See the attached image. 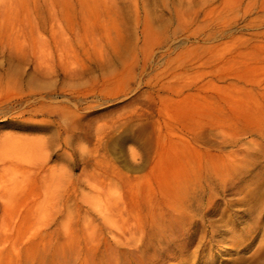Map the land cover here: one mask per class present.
I'll return each mask as SVG.
<instances>
[{
    "label": "rangeland",
    "instance_id": "rangeland-1",
    "mask_svg": "<svg viewBox=\"0 0 264 264\" xmlns=\"http://www.w3.org/2000/svg\"><path fill=\"white\" fill-rule=\"evenodd\" d=\"M0 264H264V0H0Z\"/></svg>",
    "mask_w": 264,
    "mask_h": 264
}]
</instances>
